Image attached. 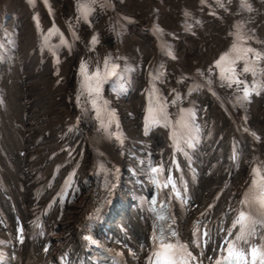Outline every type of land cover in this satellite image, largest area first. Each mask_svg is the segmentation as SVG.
<instances>
[{
  "label": "bare ground",
  "instance_id": "bare-ground-1",
  "mask_svg": "<svg viewBox=\"0 0 264 264\" xmlns=\"http://www.w3.org/2000/svg\"><path fill=\"white\" fill-rule=\"evenodd\" d=\"M52 1L58 12H44L49 23L72 10L70 0ZM126 3L110 0L114 15L101 14L98 18L99 42L93 45L96 77L89 96H85L81 79H87L89 69L80 64L84 52L79 40V48H68V53L49 52L43 41L34 50L35 39L28 38L23 49L14 48L25 64L26 54L33 59L27 61L28 68L21 69L24 74L8 97L0 93V171L24 202L35 190L45 192L40 201L34 197L30 209L24 212L26 223L52 203L65 179L70 177L69 197L85 183L90 186H85L78 200L71 202L51 225L52 229L57 225L60 228L50 235L55 247L77 242V227L86 215L89 221L95 213L91 199L113 195L118 188L122 205L127 201L136 224L145 229V212L131 207V202L137 190L143 191L147 179L139 177L133 184L122 177L127 172L123 163L137 157H157L178 173L177 161L187 168L186 157L192 155L201 171L194 183V202H208L218 194L230 198L231 212L246 203L264 213L253 186L257 153L264 150V47L261 50L256 45L264 31V0H147L143 6L138 0ZM138 13L145 19L138 31L118 32L125 22H134L133 16ZM109 21L115 24L111 33L103 26ZM43 27L49 30V25ZM25 28L26 34L31 33L29 25ZM88 29L89 25L83 23L82 43L87 40ZM74 30L79 34V27ZM8 38L7 34L3 36L6 45ZM42 38L45 40V36ZM106 38L107 43L101 41ZM239 38L246 39L244 53L234 56L231 64L224 60L217 66L216 62L230 50L229 44L238 43ZM72 43L68 41L66 46L72 47ZM10 53L14 56L11 47L0 45V54ZM46 57L48 61L42 65ZM4 59L0 57V68L9 74L12 58L3 66ZM82 65L86 66L83 73ZM245 67L251 71L245 72ZM228 75L242 83L229 86L225 79ZM245 87L256 89L248 99L243 98ZM228 95L231 102L236 99V104L227 101ZM9 100L12 104L15 100L14 109ZM88 102L112 107L110 117H98L96 124H89L84 113ZM188 107L191 110L187 113ZM191 113L201 126L192 136L185 135L187 130L178 125L181 114ZM244 124L260 139L252 137L247 128L242 132L240 125ZM235 140L240 141L241 148L236 159L230 155ZM50 154H54L52 160L32 175L21 174L26 165L34 169L35 160H45ZM65 161L67 165L63 166ZM60 165L62 170L57 173ZM102 165L108 168L99 176ZM127 191L135 195L128 197ZM215 198L213 211L217 208ZM117 242L132 245L127 237Z\"/></svg>",
  "mask_w": 264,
  "mask_h": 264
},
{
  "label": "rangeland",
  "instance_id": "rangeland-1",
  "mask_svg": "<svg viewBox=\"0 0 264 264\" xmlns=\"http://www.w3.org/2000/svg\"><path fill=\"white\" fill-rule=\"evenodd\" d=\"M138 3L141 6H143V4H146L147 3V0H138ZM184 3H186V2H184ZM17 4L21 5V0H18L17 1ZM143 16L144 15L142 13H138V14H136L135 18H138L139 19L138 21H142V23H145V19L143 18ZM25 22H26V27H28V25H29L28 24V20L26 19ZM125 23H127V22H125ZM136 26L137 25L132 26L131 24L127 25L126 26L127 27L126 29H127L128 33L133 34V32L138 31L140 29V27H138V26L136 27ZM128 29H130V31ZM8 39H9L8 41L10 43L11 37L8 38ZM4 40L7 41L6 38H4ZM11 46H12V50H13V54H14V56H12V60H11V72L8 74V73H5V71H3V70L0 71V86H1V88H4V86H6V89L3 90V93L4 94L2 93L5 97H8V93H11L13 91V87L14 86L16 87L17 83H19V79H18L19 76L21 74L22 75L24 74L23 72H21V69L24 66H26V65H27L26 67L28 68L27 61L31 59L30 55L29 54H26L27 61H26V64H25L22 61V57L19 56V53L15 50L14 47H16V46L13 45L12 43H11ZM9 79L11 81H8ZM9 103H10L11 107L14 109L15 108V100H14V104H12L10 100H9ZM0 120H3V119L0 118ZM173 136L175 137V133L174 132H173ZM79 196H80V194H79ZM88 217H89V215H86L84 219L85 220H88L89 219ZM57 218H58L57 216L56 217L55 216H49V219L47 221L49 222L51 220L50 221V224L52 225L53 222L55 221V219H57ZM57 227L59 228L58 225L57 226H54L53 227L54 230ZM58 231H60V230H58Z\"/></svg>",
  "mask_w": 264,
  "mask_h": 264
},
{
  "label": "snow or ice",
  "instance_id": "snow-or-ice-1",
  "mask_svg": "<svg viewBox=\"0 0 264 264\" xmlns=\"http://www.w3.org/2000/svg\"><path fill=\"white\" fill-rule=\"evenodd\" d=\"M242 2H243V0H242ZM221 6H223V5H221ZM80 11H81V14L84 16V18L86 19V18H87V15H88V8H87V6H86V5H81V6H80ZM98 42H99V41H98L97 37H96V36H93V37H92V40H91V43H92L93 45H95V44L98 43ZM235 47H236V46L233 45V48H234V49H235ZM249 51H251V49H249ZM168 54H169V55H172L171 51H169ZM226 55H227V54H226ZM173 58H175V57L173 56ZM225 58H226V56H222V57L220 58V60H218V61L216 62L217 66H220V65H221V62L224 61ZM256 58H257V59H260V54L257 53V54H256ZM107 65H108V61H105V66L107 67ZM81 71H82V73L86 71V66H85V65H82V66H81ZM229 71L231 72V71H233V70L229 69ZM244 71H245V72H247V71H251V69L248 68V67H245V68H244ZM158 78H159L158 76H157V77H154V79H158ZM225 79H227V80L230 82V83H229V86H231V83H232V82H234V83H236V84H240V83H242L239 79H234V78H233V75H228V76L225 77ZM253 91H256V89H255V88H253V89H249L248 87L243 88V93H244V97H243V98H244V99H248L249 96L251 95V93H252ZM257 94H258V93H257ZM252 135H253L257 140L260 139V137L257 136L255 133H252ZM153 171H157V170H156V169H153ZM255 171L257 172V175H259V170L257 169V170H255ZM262 203H264V201H262ZM161 218H163V217H161ZM244 220H245V216H244L243 213H241L240 218H239V220L237 221V223H241V222H243ZM162 247L165 248V249H170L172 246H171V245H162ZM256 255H257L256 250H253V252H252L253 259H255ZM231 258H236L237 260H239V259H243V257H242L239 253H236L234 249H233V250H229V251H228V255L225 257L226 260H230ZM218 264H219V262H218ZM262 264H264V259H262Z\"/></svg>",
  "mask_w": 264,
  "mask_h": 264
}]
</instances>
